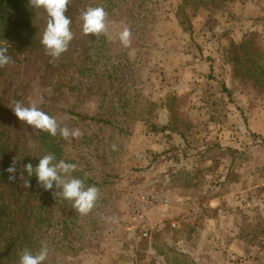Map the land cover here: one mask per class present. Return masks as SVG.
Wrapping results in <instances>:
<instances>
[{
	"label": "rangeland",
	"instance_id": "obj_1",
	"mask_svg": "<svg viewBox=\"0 0 264 264\" xmlns=\"http://www.w3.org/2000/svg\"><path fill=\"white\" fill-rule=\"evenodd\" d=\"M181 4L182 0H161L153 6L151 13L142 18L137 16L131 22L108 19L107 16L108 32L103 35L110 48L105 51L133 63L129 84L141 88L146 99L157 105L154 122L162 131L150 132L148 126L139 123L129 141L121 144L117 155L120 160L117 162L118 179H113L94 208L78 223L75 235L79 239L74 244L78 253L65 256L56 251L61 227L41 234L42 247H47V258L53 260V264H202L203 254L207 251L215 258L216 241L210 239L214 227L208 222L216 215L210 209L209 201L218 190L211 186V180L218 177L216 180L224 184L223 178L226 181L236 168L242 174L246 168L260 170V163L264 167V161H260V140H263L260 119L252 117V123L257 124L252 134L250 115L246 117L244 109L248 107L255 111L254 107L264 105V90L260 91L252 81L238 77L232 62L235 54L240 53L236 47L250 40L263 51V54H252L251 57L264 64V33L256 30L247 34L244 25L238 27L240 13L232 11L233 0L227 4L225 13L210 16L202 12L194 18L191 38L184 35L176 18ZM88 7H96L93 0L86 2L79 12L76 28L71 30L74 37L69 43L71 48L84 43L97 47L98 36L85 35L82 31V13ZM125 27L131 31V43L127 47L119 39ZM90 40L94 42L88 43ZM95 51L93 55L97 57ZM97 63L96 67L100 68L106 61L97 59ZM20 69L25 104L29 106L35 102L38 108H47L56 114L59 121L78 120L75 114L92 116L101 104L98 76L90 79L78 76L69 89L57 91L41 78L35 61L23 62ZM88 86L93 89L89 90ZM103 87L106 88L107 83ZM186 90L195 95L191 104H188L186 93L180 95ZM170 97L176 100L170 102ZM105 105L113 107L108 102ZM168 105L175 113H168ZM77 128L85 131L84 126L71 130ZM103 133V146L108 150L113 133L109 128ZM80 138L70 137L76 149H79ZM256 157L258 161H255ZM179 170L182 174L172 181L170 176ZM198 188H203L199 197L192 196L188 202L183 198L178 206H174L175 200L173 203L171 198V205L159 203L150 210V219L160 224L161 229L150 238L143 237L130 210L131 196L151 192L170 198L172 191L182 198L178 192L181 189L193 194ZM263 194L264 187L258 186L248 193L233 195L230 204L242 224L240 242L245 247L239 243L242 254L232 259L221 258L222 262L229 259V264H264V218L259 211ZM197 205L202 209L205 206L203 216L198 209L197 218L186 222L185 216L192 207L196 210ZM202 219L204 223L200 222ZM175 223L180 227L173 228ZM155 237H158L156 242L161 250L166 251L165 256L157 259L149 244ZM166 245L179 248L181 253L168 250Z\"/></svg>",
	"mask_w": 264,
	"mask_h": 264
},
{
	"label": "trees",
	"instance_id": "obj_2",
	"mask_svg": "<svg viewBox=\"0 0 264 264\" xmlns=\"http://www.w3.org/2000/svg\"><path fill=\"white\" fill-rule=\"evenodd\" d=\"M88 1L92 0H71L67 6L65 15L72 21L71 30L76 28L79 12ZM159 1L161 0H93L96 7L102 6L106 10L108 19H125L127 22L151 13L153 6ZM232 1L182 0L176 17L182 32L192 38L194 18L202 12H207L210 16L225 13L227 4ZM46 24V11L31 7L29 0H0V46L8 47L7 55L13 60L0 67V264H19L25 249L33 254L37 253L42 247L39 239L41 234L58 226L61 229L60 240L55 244L56 251L59 250L65 256L71 255V252H79L74 246L79 239L75 231L83 215L73 208L72 201L53 196V191H59L55 185L52 190L46 191L39 185L35 175L29 177L24 171V178L30 182V187L26 188L19 178L23 165L31 163L35 168L40 158L52 153L56 157V163L64 160L77 164V170L68 174V178L83 179L86 186L95 185L100 190V197L113 179H118V151L121 144L133 136L136 125L144 123L153 133L162 131L154 122L157 118V105L146 99L141 88L129 84L133 63L105 51L110 48V43L103 34L98 36L96 48L87 46L86 43L73 48L69 45L68 50L59 58H53L46 54L40 42ZM236 48L240 52L232 59L236 75L242 80L252 81L258 90L263 91L264 64L251 57L252 54H263V51L250 40H245ZM94 49L97 57L93 55ZM97 59L106 61V64L96 67ZM28 61H35L41 78L50 82V86L57 91L69 89L78 76L88 79L98 76L101 104L97 111L92 116L75 114L78 120H58L62 127L67 126L70 130L72 127L84 126L79 149L71 144L70 138L65 140L59 134L53 137L19 120L15 115L12 109L14 102L19 101L27 106L22 95L20 66ZM104 83H107L106 88H102ZM88 87L89 90L93 89V86ZM224 90L227 91L225 86ZM229 94L231 95L230 92ZM168 100L171 102L176 98L170 97ZM107 102L113 107L108 108L105 105ZM169 105L166 109L171 114L174 111ZM39 108L56 118V114L47 108ZM105 128L113 133L108 150L103 146ZM176 133L186 138L181 132ZM113 144L117 146L115 151L112 149ZM14 159L17 160V179L10 181L7 169ZM181 174L182 171L179 170L170 177L175 181ZM157 240L158 237H155L149 242L156 259L166 255ZM166 248L181 253L177 247L166 245ZM47 263L53 264V260L47 258L44 264Z\"/></svg>",
	"mask_w": 264,
	"mask_h": 264
},
{
	"label": "clouds",
	"instance_id": "obj_3",
	"mask_svg": "<svg viewBox=\"0 0 264 264\" xmlns=\"http://www.w3.org/2000/svg\"><path fill=\"white\" fill-rule=\"evenodd\" d=\"M71 0H29L31 7L43 8L47 13V24L43 31L41 44L44 46L46 54L53 58H59L61 54L68 50L69 43L73 40V33L70 29L72 21L66 17L67 6ZM108 13L101 7H88L82 13L83 26L82 31L85 35L93 34L99 36L108 32ZM120 42L125 46L131 43V31L125 27L119 34ZM8 47L0 46V67L12 63V57L7 55ZM43 98L41 97V101ZM19 120L26 122L35 129L46 132L55 137L59 134L63 139L70 137L80 138L83 133L77 128L70 130L67 126H61L60 122L50 116L40 108L35 102L25 106L22 102H14L12 108ZM115 151L117 146L112 145ZM56 157L48 153L39 159L38 165L34 168L31 163L22 166L20 179L23 180L26 188L30 187L29 180L25 179L23 172L26 171L28 176L35 175L38 178L39 185L46 191L52 190L54 185L59 191H53L54 197H61L73 202V208L81 215H87L95 206L99 198L100 190L95 186H86L85 181L80 178H68V174L77 170L78 165L75 163L60 160L54 162ZM16 163L14 159L12 165L7 169L10 173L8 179L15 181ZM48 257L47 247H41L40 250L33 254L30 250L25 249L20 257L19 264H44Z\"/></svg>",
	"mask_w": 264,
	"mask_h": 264
},
{
	"label": "crops",
	"instance_id": "obj_4",
	"mask_svg": "<svg viewBox=\"0 0 264 264\" xmlns=\"http://www.w3.org/2000/svg\"><path fill=\"white\" fill-rule=\"evenodd\" d=\"M231 9L234 12L240 13L241 22L238 21V27L244 25L245 28L243 29L248 31L246 32L247 34H250L256 30L257 32L260 31L261 33H264V0H234V7H232ZM187 91L188 90L180 92V95L186 93L185 97L188 98V104H191L192 97H195V95ZM244 109L246 113L245 116L247 117V115H250L249 129L251 131L257 129V124L252 123L253 120L252 117L253 116L259 117L260 119V125L262 129V132L260 133L262 135L261 138L263 139L260 140L262 143V146L260 147L261 148L260 161H264V105H261L260 107H254L255 111H253L252 109L249 110L248 107H244ZM251 131L249 134L250 136H251ZM254 133L255 132L252 131V134ZM255 161H258L257 157L255 158ZM262 164L263 163H260V167H261L260 170H251V168H246L245 170L242 171V174L239 173L238 168L234 169L233 171L230 172V176L226 178V181L223 178L224 184L223 182H220L221 180L220 181L216 180L218 179V177L215 178L214 180H211L212 181L211 186L215 190H218V192H216V194L209 201L210 202L209 207L216 215L215 216L213 215V217H211L212 219L208 222L211 226L214 227L211 230L210 236L212 237L210 239L216 241L215 249H213L215 258H212V256L210 255L212 254L211 251H209V253L207 251L205 255L203 254L202 264H223V262L228 263L230 262L229 259H232L234 258V256L242 254V250H243L242 247H245L244 244L240 242L242 241L240 238V230L242 224H240L235 209L230 203L233 202L234 200L233 195L239 193L240 194L248 193L253 188H256L258 186L264 187V167ZM202 190L203 188L196 191V193L187 194L183 189H181V192L180 191L178 192L182 194L181 195L182 198L177 194L174 195V192L170 191V193L173 195V197L170 195V198L173 199V203L175 200L174 206H178V202L181 201V199L184 198L188 202L189 200H191L192 196L199 197ZM204 207L205 206H203V209L202 206H200L199 208L201 211L200 214L201 216H203L202 212L206 211ZM187 208L188 207L186 206V209ZM259 211L261 212L262 218H264V194L259 205ZM200 222L204 223V220L202 219ZM239 243H241L243 246L240 247ZM203 248L205 249L206 246H203ZM225 257L229 258L228 261L222 262L221 258H225ZM120 264H124V263H120ZM127 264H132V263L128 262Z\"/></svg>",
	"mask_w": 264,
	"mask_h": 264
},
{
	"label": "built area",
	"instance_id": "obj_5",
	"mask_svg": "<svg viewBox=\"0 0 264 264\" xmlns=\"http://www.w3.org/2000/svg\"><path fill=\"white\" fill-rule=\"evenodd\" d=\"M137 195V196H136ZM135 196H131L129 203L131 205V213L135 217L134 219L139 224L140 232L142 233L144 238H150L154 232H159L160 224L154 223L150 217L149 214L151 213L153 208L155 209L158 204L164 203L165 206L171 205L172 200L168 196L159 195L156 196L152 194L151 192L148 194H136ZM197 207V206H196ZM199 208L195 210V207H192L190 212L187 213L185 216L186 222H192L194 219L198 216V210ZM173 228H179L180 224H172Z\"/></svg>",
	"mask_w": 264,
	"mask_h": 264
}]
</instances>
